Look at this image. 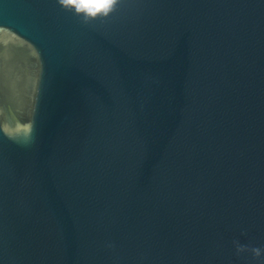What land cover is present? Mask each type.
Here are the masks:
<instances>
[{
	"label": "water",
	"instance_id": "water-1",
	"mask_svg": "<svg viewBox=\"0 0 264 264\" xmlns=\"http://www.w3.org/2000/svg\"><path fill=\"white\" fill-rule=\"evenodd\" d=\"M234 240L264 247V0H0V264H260Z\"/></svg>",
	"mask_w": 264,
	"mask_h": 264
},
{
	"label": "clouds",
	"instance_id": "clouds-1",
	"mask_svg": "<svg viewBox=\"0 0 264 264\" xmlns=\"http://www.w3.org/2000/svg\"><path fill=\"white\" fill-rule=\"evenodd\" d=\"M57 3L66 11L74 13L83 25L108 17L115 9L119 0H57ZM233 245L237 255L250 252L252 257L264 264V247L249 246L234 240Z\"/></svg>",
	"mask_w": 264,
	"mask_h": 264
}]
</instances>
